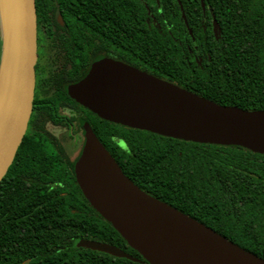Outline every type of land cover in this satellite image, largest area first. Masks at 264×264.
<instances>
[{
	"label": "trees",
	"instance_id": "1",
	"mask_svg": "<svg viewBox=\"0 0 264 264\" xmlns=\"http://www.w3.org/2000/svg\"><path fill=\"white\" fill-rule=\"evenodd\" d=\"M160 1L169 9L170 0ZM206 1L221 34L218 42L207 40L210 60L202 68L173 62L169 35L145 24L143 57L170 66L171 81L217 103L264 109V0ZM34 2L37 18L39 0ZM190 8H200L198 0ZM141 14L144 20L143 6ZM175 59H182L180 52ZM130 131L128 137L141 140V149L133 144L132 152L149 155L138 176L144 188L264 258V154ZM29 138L23 135L0 180V264H149L93 208L67 206L68 198L49 187L26 186L23 167L37 156ZM77 238L114 244L135 259L77 247Z\"/></svg>",
	"mask_w": 264,
	"mask_h": 264
},
{
	"label": "water",
	"instance_id": "2",
	"mask_svg": "<svg viewBox=\"0 0 264 264\" xmlns=\"http://www.w3.org/2000/svg\"><path fill=\"white\" fill-rule=\"evenodd\" d=\"M216 25L214 22V29ZM0 38L1 180L23 138L32 106L34 0H0ZM68 93L114 123L175 139L239 146L264 154L263 108L217 103L130 65L96 59L83 79L68 86ZM74 172L94 210L149 264H264V258L140 189L89 127ZM74 244L135 259L120 247L95 239L77 238Z\"/></svg>",
	"mask_w": 264,
	"mask_h": 264
},
{
	"label": "flooded vegetation",
	"instance_id": "3",
	"mask_svg": "<svg viewBox=\"0 0 264 264\" xmlns=\"http://www.w3.org/2000/svg\"><path fill=\"white\" fill-rule=\"evenodd\" d=\"M198 2L200 8L191 9V0H170L169 9L164 10L160 0H39L33 100L25 129L37 156L23 167L28 188L49 187L68 198L64 200L67 206L93 208L74 172L89 127L123 173L154 196L138 178L143 158L149 155L132 152L133 144L136 150L141 149V140L127 135L136 128L99 117L76 101L68 93V86L83 79L99 58L171 81L170 66L164 69L156 59L143 57L144 24L169 35V58L171 50L173 62L189 66L193 61L202 68L205 60H210L206 42L212 38L218 42L221 28L209 3ZM141 6L146 12L144 20ZM178 52L182 59H175ZM112 126L120 130H112Z\"/></svg>",
	"mask_w": 264,
	"mask_h": 264
},
{
	"label": "rangeland",
	"instance_id": "4",
	"mask_svg": "<svg viewBox=\"0 0 264 264\" xmlns=\"http://www.w3.org/2000/svg\"><path fill=\"white\" fill-rule=\"evenodd\" d=\"M112 130L119 131V127L112 126Z\"/></svg>",
	"mask_w": 264,
	"mask_h": 264
}]
</instances>
